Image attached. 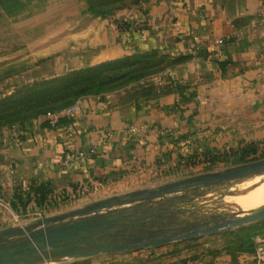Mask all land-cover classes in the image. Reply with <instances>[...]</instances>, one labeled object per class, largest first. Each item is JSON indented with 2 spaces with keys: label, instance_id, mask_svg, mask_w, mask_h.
<instances>
[{
  "label": "crops",
  "instance_id": "crops-1",
  "mask_svg": "<svg viewBox=\"0 0 264 264\" xmlns=\"http://www.w3.org/2000/svg\"><path fill=\"white\" fill-rule=\"evenodd\" d=\"M263 2L140 0L121 10L113 24L92 23L84 50L94 54L50 61L49 75L136 50L161 49L190 58L155 76L158 90L150 98L122 102L123 92L90 94L74 103L79 107L75 115L67 107L0 133V224L18 211L45 209L50 202L125 193L121 189L135 182L138 172L145 175L171 155L185 156L209 143H231L236 128L243 137L254 132L262 137L264 23L257 12ZM239 114L256 121L241 123ZM75 150L87 155L65 162L66 153ZM41 185L50 190L42 206L35 200ZM17 195L29 198L24 209L14 208ZM185 215L194 217H178ZM140 250L100 253L71 264H134ZM218 263L231 264L226 254L212 264Z\"/></svg>",
  "mask_w": 264,
  "mask_h": 264
},
{
  "label": "rangeland",
  "instance_id": "rangeland-1",
  "mask_svg": "<svg viewBox=\"0 0 264 264\" xmlns=\"http://www.w3.org/2000/svg\"><path fill=\"white\" fill-rule=\"evenodd\" d=\"M138 1L140 0L0 1V99L12 95L24 86H34L42 80L91 66L68 68L58 75H49L46 70L50 61H58L60 57L71 54L80 58L93 55L94 51L85 52L84 50L92 34L88 27L101 20L113 24L121 10L133 6ZM92 8L101 9V14L95 13ZM152 50L154 49L146 51ZM156 51L157 55L146 58L149 61L146 69L139 70L142 65H146L139 63L136 66L138 70L128 71L129 74L126 77L118 78L113 84H108L101 93L91 92L90 94L123 92L124 94L120 97L122 102L147 99L157 94L158 88L153 79L170 70L172 59L175 57L161 49ZM79 98L74 101L76 102ZM67 103L64 101L61 106H68ZM45 108L48 112L55 110V107ZM39 110L41 109L25 107L16 109L14 118L11 120L0 118V133L34 118ZM239 115L242 118L241 123L249 125L251 121H256L253 116L244 120L245 117ZM237 130L238 128L231 135V143H209V148H197L185 156L171 155L160 167L145 170V175L138 172L136 181L128 182V188L121 189L126 192L121 194L149 190L195 176L212 175L264 159V134L262 137L259 134V138H256L255 132L249 133L247 138L241 136ZM244 150H246L245 153ZM263 184L264 172L220 182L213 185L205 194L184 200L183 206H202L204 212L217 216L231 213L245 215L259 208L258 204L245 202L249 200L248 198L255 196L258 191L260 192L264 187ZM195 190L197 188L192 191ZM246 195L249 196L246 197ZM114 196L116 195L90 196L84 200L72 198V201H61V204L50 202L45 209L34 206L28 210L18 211L16 216H9L8 220L0 224V229L10 228L13 225L25 226L26 223L37 224L41 217L85 209ZM261 206H264V203ZM79 218V216L74 217V219ZM68 220L71 218L64 219V221ZM262 239H264V218L215 233L141 248L133 261H135L134 264H212L226 254L231 264H262L264 262ZM76 259L78 258L69 257L39 264H71Z\"/></svg>",
  "mask_w": 264,
  "mask_h": 264
},
{
  "label": "water",
  "instance_id": "water-1",
  "mask_svg": "<svg viewBox=\"0 0 264 264\" xmlns=\"http://www.w3.org/2000/svg\"><path fill=\"white\" fill-rule=\"evenodd\" d=\"M262 172L264 159L212 175L116 195L60 218L43 217L36 225L2 229L0 264L50 263L148 248L260 220L264 218V206L249 215L217 216L204 212L202 206H183V202L205 194L220 182ZM194 188L197 190L192 191ZM180 213L194 217H178ZM77 216L80 218L74 219Z\"/></svg>",
  "mask_w": 264,
  "mask_h": 264
},
{
  "label": "trees",
  "instance_id": "trees-1",
  "mask_svg": "<svg viewBox=\"0 0 264 264\" xmlns=\"http://www.w3.org/2000/svg\"><path fill=\"white\" fill-rule=\"evenodd\" d=\"M92 10L98 14L102 12L99 8H92ZM156 50L143 53L132 52L122 58L107 60L96 65L73 70L65 75L42 80L34 86H24L12 95L0 99V118L11 120L14 118L16 109L25 107L27 109L40 108L41 110L38 111L35 117L46 115L48 110L45 107H55V110L50 111L51 113L64 110L75 103L74 99L91 92L101 93L108 84H113L118 78L126 77L129 74L128 71L138 70L137 64H146L142 65L139 70L146 69L149 65L147 59L157 55ZM188 58L190 57L185 55L175 57L172 59V66ZM64 101L68 102V106H61ZM25 122L19 125H23ZM49 191L45 185L35 189V200L38 205L42 206L44 204ZM17 197L18 200L15 199L12 202L14 208L21 207L24 209L29 202V198L22 195H17Z\"/></svg>",
  "mask_w": 264,
  "mask_h": 264
},
{
  "label": "built area",
  "instance_id": "built-area-1",
  "mask_svg": "<svg viewBox=\"0 0 264 264\" xmlns=\"http://www.w3.org/2000/svg\"><path fill=\"white\" fill-rule=\"evenodd\" d=\"M2 1V0H0ZM257 16L259 18L262 19L263 23H264V2L261 6V8L258 10L257 12ZM79 110V107H78V104H73L69 107V111L71 113V115H75L76 112H78ZM58 119L56 117L53 118V121H57ZM106 135H110V132L106 133ZM87 153L83 150L81 151H68L65 155V162H69L71 160H77V159H80L84 156H86Z\"/></svg>",
  "mask_w": 264,
  "mask_h": 264
},
{
  "label": "bare ground",
  "instance_id": "bare-ground-1",
  "mask_svg": "<svg viewBox=\"0 0 264 264\" xmlns=\"http://www.w3.org/2000/svg\"><path fill=\"white\" fill-rule=\"evenodd\" d=\"M263 186H264V184H263ZM245 196V195H244ZM249 196V195H248ZM247 195H246V197H248ZM251 196H253V195H251ZM249 199V200H248ZM248 199H246V200H248L247 202H245V203H251V204H258V205H260L259 206V208L260 207H263V206H261V204H263L264 203V187L261 189V191L259 192L258 191V193L255 195V196H253V197H251V198H248ZM245 201V200H244ZM251 213H253V212H251ZM251 213H248V214H245V215H249V214H251ZM241 216H244V215H241Z\"/></svg>",
  "mask_w": 264,
  "mask_h": 264
}]
</instances>
